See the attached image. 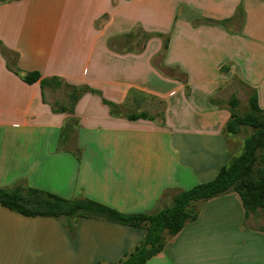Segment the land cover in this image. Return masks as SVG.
<instances>
[{"label":"crops","instance_id":"obj_1","mask_svg":"<svg viewBox=\"0 0 264 264\" xmlns=\"http://www.w3.org/2000/svg\"><path fill=\"white\" fill-rule=\"evenodd\" d=\"M137 27L152 34L142 51L137 40L132 50L110 47ZM33 71L40 79L25 81ZM249 87L264 109V0L1 2L0 188L23 183L121 213L157 212L239 152L225 134L227 100L243 88L248 100ZM73 88L82 90L74 108ZM153 101L162 106L155 120L128 117ZM255 215L235 191L201 202L198 218L146 264H264ZM74 227L0 204V264H115L145 235L104 218Z\"/></svg>","mask_w":264,"mask_h":264},{"label":"trees","instance_id":"obj_2","mask_svg":"<svg viewBox=\"0 0 264 264\" xmlns=\"http://www.w3.org/2000/svg\"><path fill=\"white\" fill-rule=\"evenodd\" d=\"M5 1V0H4ZM243 18L242 7H238L234 19L241 22ZM210 22L228 23V20H209ZM137 27L133 32L124 36L112 38L109 45L119 51L132 50L128 43L137 40V51L144 49L151 33L143 32ZM123 39V41H122ZM169 46V36L164 39L161 56ZM2 53L7 50L2 46ZM160 71L169 76H175L177 70L166 66H160ZM20 73V70H16ZM25 81L34 83L41 75L37 71L28 72L22 76ZM178 79L187 86V78L182 73ZM92 92L97 90L86 88ZM249 109L240 114V106L237 95H232L227 100L231 118L225 127L226 136L238 135L245 127L253 131L244 137L243 149L237 156H230L229 161L222 166L217 176L208 182L199 183L191 188L178 191L170 202L161 210L154 213L137 212L121 213L99 202L89 199H67L57 194L42 189L28 188L23 183H17L10 187L0 188V204L8 209L25 216H48L62 221V223L74 234V222L81 217L104 218L121 224L131 225L145 230L141 242L133 250L127 253L115 264H146L153 256L160 253L169 238L178 234L187 223L194 221L199 215V203L217 197L230 191L237 192L243 202L246 217L257 214L259 209L264 208V109L259 105L258 93L255 89L248 88ZM82 90L73 88L70 93L72 108L79 100ZM212 102L220 103L218 98L212 97ZM110 107L112 115H120L119 104L103 99ZM73 112V109L72 111ZM130 119L148 118L155 120L156 117L145 111L129 114ZM160 117L164 119L163 112ZM76 124L77 121L74 119ZM264 229V226H263ZM98 264H102L99 262Z\"/></svg>","mask_w":264,"mask_h":264},{"label":"rangeland","instance_id":"obj_3","mask_svg":"<svg viewBox=\"0 0 264 264\" xmlns=\"http://www.w3.org/2000/svg\"><path fill=\"white\" fill-rule=\"evenodd\" d=\"M8 1V0H5ZM4 2V0H0V3ZM237 20V19H235ZM237 97L239 98L240 106H239V113L244 114L248 111L249 109V104L247 100V96L245 94V89H239ZM149 103V102H148ZM162 106L160 105L159 102L153 101L152 103L150 102V106L147 104H144L140 110H145L149 114L153 115H158V112L161 110ZM253 130L250 127H245L244 130L239 133L238 135H232L231 139L233 141L232 145L237 148L238 153L233 152V156H237L240 154V152L243 149V140L244 137L249 135ZM235 140V141H234ZM255 219H251V223L257 225V226H264V208L259 209L258 213L255 215Z\"/></svg>","mask_w":264,"mask_h":264}]
</instances>
